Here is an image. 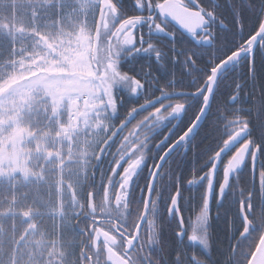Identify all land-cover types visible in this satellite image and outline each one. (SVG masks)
Returning a JSON list of instances; mask_svg holds the SVG:
<instances>
[{
  "label": "trees",
  "instance_id": "1",
  "mask_svg": "<svg viewBox=\"0 0 264 264\" xmlns=\"http://www.w3.org/2000/svg\"><path fill=\"white\" fill-rule=\"evenodd\" d=\"M44 1L0 0V82L6 80L13 72L21 56L22 43L19 34L12 29L13 23L33 27L39 22H44L49 25L50 32L56 33L60 18H63L67 11L77 10V5L82 0H48L45 2L48 7L44 5ZM128 1H124L125 4L118 10L134 11L132 5L128 6V3L132 4L134 0ZM197 2L203 7L204 12L214 13V19H217L218 24L223 26L226 0H197ZM262 2L263 0H241L238 5L237 0H234L237 5L234 7L235 10H238V6L239 9L241 7L240 18L246 27L245 39L252 36L258 28L259 16L263 12V9L260 12L258 6ZM37 6L39 9L35 10ZM96 16L97 9L93 6L89 17L84 18L81 14H73L69 24L63 20L62 24L67 26V30L73 31L80 24L87 22L88 30L92 31ZM183 37L184 40L180 43L178 41V89L192 91L198 89L207 79L206 69L209 67V62L211 61V65L214 66L231 52L227 50L223 36L212 47L199 49L184 35ZM233 38L239 39L237 31L233 30ZM237 46L232 42L234 48L231 50ZM191 48H195L198 57L195 66L201 69L199 72L192 71L190 67L184 65ZM253 60L252 66L249 60L245 59L219 78L208 117L198 130V134L192 137L187 146L184 145L189 148L188 152H183L182 156L180 151L178 154L174 153L164 170L160 184L164 197L160 203L169 202L168 198L173 194L176 183L184 193V188L192 182L190 188L194 191L183 196L182 202H190L197 212L202 209L204 196L207 194V183H209L210 164L205 166V161L214 154V151L223 146L220 132L210 123L215 118L217 110L224 113L228 119L238 117L240 126L243 125L245 119L249 120L253 131L251 136L256 137L255 144L264 143V136L261 135V130L264 129V108H261L264 104V58L256 54ZM95 71L92 75L98 76ZM190 81L194 83H189ZM239 83L243 85L236 89ZM236 95L239 96L237 103H229L228 101ZM199 108L200 105L197 104L189 109V112L180 120L178 130L171 141L186 130L197 115ZM247 109L251 111H245ZM41 120L43 121V116L32 121L34 126L30 125V129L37 135L49 129L46 142L47 153L44 151L40 153L32 147L26 171L12 172L5 177H0V264H81L85 259V254L82 252L85 235L82 230L88 229L87 225L83 226L85 221L83 215L90 212L88 194L93 191L95 203L97 200H103L104 187L109 181L110 172H106V162L100 161L105 157L103 148L110 140L105 129L101 131V134L95 135L94 147H91L89 143L86 144L87 151L90 153L85 161L66 162L58 177L56 166L52 165L56 159V115L54 114L49 120V126H45ZM63 122L65 123V120ZM236 130L237 125L229 124L228 137ZM78 137L79 135H75L73 139L76 140ZM78 147L80 144L75 146V151L79 149ZM206 148H211L213 151L205 153ZM66 151L67 148H64L62 154L65 152L66 155ZM44 154H48V158ZM262 161H264V155L259 156L258 169L261 168ZM101 165V169L97 172V167ZM205 173L208 179L200 183L199 178ZM259 177L256 175L252 188V177L249 171L237 175L227 189V195L224 197L221 208L219 207L214 212L215 226L212 229L214 237L210 242L213 245V264H247L264 231V220L261 219L258 211L261 194ZM58 178L62 180L61 185L58 184ZM146 181V178H142L140 185L145 186ZM69 183L72 184V188L67 186ZM249 193L252 194L253 210L251 214H248V218L252 228L245 236H242L240 232L243 225L239 218V208L241 201L245 208L248 207ZM217 196L216 192L214 197ZM230 224L237 229L238 235H234L231 242H228ZM182 245L185 247V244ZM190 251L191 249L178 247V252ZM85 252L88 254L87 249ZM186 258L184 254L180 256L181 264H187ZM92 260L93 264H96L95 257ZM86 264H88L87 261Z\"/></svg>",
  "mask_w": 264,
  "mask_h": 264
},
{
  "label": "flooded vegetation",
  "instance_id": "2",
  "mask_svg": "<svg viewBox=\"0 0 264 264\" xmlns=\"http://www.w3.org/2000/svg\"><path fill=\"white\" fill-rule=\"evenodd\" d=\"M96 1L98 2V6H96L98 16L100 0ZM124 1L129 2L128 0H109L110 7L106 9L104 13L98 47L94 52L92 42V51L90 54V72L93 73L96 70L95 72L98 73V76L94 75L96 78V81L93 82L95 89L91 90L90 94L92 97L96 98L95 111L99 114L98 116L103 122V127L95 132L96 134H101V131L105 129L110 137L109 144L107 143L103 148L105 149V157L100 159V161L106 162L105 169L106 172H110V177L104 187L103 200H97L95 203L93 191L89 192L92 193L94 208L91 210L88 204L90 212L89 214L83 215L85 217L83 218L85 219L83 226L85 227L87 225L88 229L82 230L85 235V240L82 238L83 242L85 241L82 251L83 254H85V259L81 264H86V261L88 264H93V257H95L96 264H110L106 256V246H109L128 264H181L180 256L183 254L187 256V264H193V258H195L198 264H213V245L210 242L214 237V234H212V229L215 226L214 212L221 206H218L217 201L220 198L219 184L223 181L224 170L227 166L226 163L227 161L229 163L230 157L232 158L236 151L245 144L249 138L253 140L254 150L256 137L245 136V138L233 147L223 157V160L219 162L220 167L215 174L216 187L209 205L210 226L207 232L208 247L206 250L199 239L195 241L189 239L192 235H200L198 216L201 210L197 212L196 208L190 205V202H182L183 196H187L188 192L193 193V188H190L192 182H189L187 187L184 188V193L182 189L181 193L183 194L178 203L180 209L179 217L183 223L180 222L178 216L170 215L168 212L176 188L173 194L168 198L169 202L160 203L161 199L164 197L160 187L161 179L164 175L165 168L169 161H171V157L165 162V165L160 168L156 175L144 221L140 228L137 229L143 215L149 183L156 169L157 161H159V155L163 154L164 149H166L169 144L177 140L178 137L171 141V138L175 136L178 130L177 125L184 115L189 112L191 107L197 106V104L202 106V97L172 96L152 107L143 108V106L149 104L160 95V92L156 91V89L163 87L168 80H174L177 83L175 87L165 88L166 92H193L199 90V88L192 91L178 89V61L174 64L172 60H178V41L180 43L184 40L183 35L191 41L197 49L212 47L214 44L218 43L221 36H223V42H225L227 50L231 52L226 56L227 58L235 52L245 51L248 48L246 45L247 41L259 28L256 29L252 36L245 39L244 30L246 27L241 22V7L239 9L238 6V10H235L234 7L237 5L234 3V0H226L223 26L218 24L217 19L211 18V14H213L211 11H209V13L204 12L206 15H203V17L207 25L200 28L197 37H192L168 20L165 31L174 35V39H172L164 33L156 31L149 32V25H151L153 29L160 24L165 26L163 24L164 18L157 10L155 13V21L149 20L148 23H141L142 20H148V17L151 15L148 11V5L144 4V10L140 11L137 4H142L144 1L135 0L132 4L128 3V6L132 5L135 9L134 11L118 10L125 4ZM166 1H174L175 5L178 7V0H151V5L154 9H157L159 5ZM211 2L215 4L214 1ZM237 2L239 5L241 0H237ZM181 5L191 11H200L199 8H195L193 0H181ZM258 7H260V12L263 9L262 14L259 16L260 22L258 27H260L264 19V0ZM95 26L91 31L92 38ZM233 30L239 33V39H232ZM208 36L211 37L210 40L205 39V37ZM141 37H143V44H141ZM129 40H134V43H129ZM92 41L94 40L92 39ZM197 41H199V43H197ZM232 42L238 45L233 50H231V48H234L232 47ZM149 43H151L155 49L165 54L163 56V63L166 64L164 69L158 66L155 59V52L152 54L144 51ZM173 47L175 48V52L172 51ZM254 49L252 57L246 54L239 61L232 64L225 72L231 70L235 65L241 63L245 59H248L250 66H252L256 54H259L263 59L264 35ZM137 51L138 54H134ZM216 65L217 64H215L214 67ZM133 78H135L137 82H142V89L139 88L138 84L134 85ZM208 78L209 76L207 79ZM81 81L85 82V79L82 77ZM203 84L201 86H203ZM239 85L241 87L243 84L239 83ZM134 86L138 88V93L132 91ZM177 102L189 104V107H187L182 117L177 119L169 118L166 122L167 126H161L158 132L151 136V138L142 137V133L148 132L145 122L149 118L153 121L156 119L153 110L163 109L159 113V115H161L169 111ZM164 105H170L171 107L164 108ZM141 108H143V110L137 111V109ZM171 115L172 113L168 116ZM171 128H176L175 133L168 139L159 153H155V146L164 139ZM235 132H237V130L228 138ZM141 140H143V142H140ZM188 142L180 145L173 154H178L180 151V155L182 156L183 152H188L187 149L189 148L184 146H187ZM103 149L101 151H103ZM140 149L144 150L145 158L137 164L136 157L139 155ZM246 159L248 162L247 165H242L239 171L234 172L233 176L230 178V184L236 179L237 175L249 171L252 177L253 188L256 175H258V177L260 176L261 168L258 169L259 157L255 165V175H253L250 153L247 154ZM101 167L102 165L97 167V172ZM210 168L211 165L208 169L209 176L211 173ZM257 171H259L258 174ZM142 178H146L147 180L145 186L140 185V180ZM177 185L178 183H176V187ZM216 192L218 196L214 197ZM243 209L244 212L247 211L244 205ZM240 211L241 204L239 208V218L241 220ZM251 213L252 211L248 212V214ZM248 214L246 216L250 222ZM241 223L243 229L240 233L242 236H245L247 232L243 235L244 223L242 220ZM251 225L250 222L248 230L252 228ZM234 228L235 227L230 224L228 232L230 242L234 235H238L237 229ZM101 233L109 235L113 243L108 245L107 242L102 239ZM178 233L179 235H177ZM180 233H182L181 236ZM182 244H185V247ZM178 247L181 249L188 248L191 249V251L178 252ZM86 249L88 254L85 252Z\"/></svg>",
  "mask_w": 264,
  "mask_h": 264
},
{
  "label": "rangeland",
  "instance_id": "3",
  "mask_svg": "<svg viewBox=\"0 0 264 264\" xmlns=\"http://www.w3.org/2000/svg\"><path fill=\"white\" fill-rule=\"evenodd\" d=\"M47 1H44L46 7ZM93 6H98L96 0L80 1L77 10L67 11L60 18L56 33L50 32L44 22L33 27L13 23L12 29L19 34L22 49L13 72L0 82V177L26 171L32 147L47 153L49 129L38 135L30 129V125L34 126L32 121L42 116L41 122L49 126V120L56 115V159L52 165L56 166L58 177L66 162L85 161L90 153L86 144L95 146V131L103 127V122L95 111L96 98L90 94L96 81L90 72L92 33L87 22L73 31L62 24V20L69 24L73 14L89 17ZM38 9L39 6L35 7ZM82 77L85 82L81 81ZM73 99L78 100L80 116L76 132H70L68 121ZM75 135H79L76 140ZM78 144L80 147L75 151ZM64 148H67L66 155L62 154ZM44 155L48 158V154ZM61 182L58 178L59 185ZM67 186L72 188L71 183Z\"/></svg>",
  "mask_w": 264,
  "mask_h": 264
},
{
  "label": "snow or ice",
  "instance_id": "4",
  "mask_svg": "<svg viewBox=\"0 0 264 264\" xmlns=\"http://www.w3.org/2000/svg\"><path fill=\"white\" fill-rule=\"evenodd\" d=\"M135 2V0H134ZM144 4L148 5V11L151 14L148 17V20H142L141 23H148V21H155L156 19V10L154 9L151 5V0H144V3L142 4H137V7L139 8L140 11L144 10ZM193 4L195 5V8H199L200 9V14L206 15L204 13L203 7H201L199 5V3L197 2V0H193ZM154 13V14H152ZM171 18L173 21H176L174 16H169V14L167 12H165L163 14V24L165 26H162V24L157 25L155 29H153L151 27V25H149V32H160V33H164L166 36L174 39V35L172 33H167L165 31V27L167 25V21L168 18ZM211 18L214 19V13L211 14ZM177 22V21H176ZM178 23V22H177ZM182 29H184L188 34H190L192 37H197L198 36V31L195 30H190L188 27L183 26L182 24L178 23ZM200 40V39H199ZM204 43H207L206 41H203ZM129 43H134V40H129ZM143 37H141V44H143ZM197 43H199V41H197ZM144 51L146 53H153L155 52V59L156 62L158 64V66L162 69H164L166 67V64L163 63L164 59L163 56L165 54L161 53L158 49H154V46L149 43L147 48L144 49ZM173 52H175V48L173 47L172 49ZM134 54H138V51ZM187 59L184 61V65L186 67H190L192 71H196L199 72L201 71V69H197L195 66V61L198 59L195 48H191L189 49L188 53H187ZM178 60L173 59L172 63H177ZM208 76L211 77L212 79V83H211V87L209 88L207 83L205 82L203 84V86L199 87L198 91H193V92H166L165 88L167 87H175L176 86V81L174 80H168L166 82V84L161 87L156 89V91L160 92V95L152 100L149 104H146L143 106V108H149L152 107L153 105L159 104L161 103L164 99L168 98V97H172V96H193L196 98H200L202 97V106H200L199 108V112L198 114L195 116V118L191 121V124L186 128V130H184L182 132V134H180L177 138V140H175L172 144H169L167 146L166 149H164L163 154L159 155V161H157V171L159 172L160 168H162L165 165V162H167L169 160V158L172 156L173 152L176 151L177 148L180 147V145L190 141V139L198 134V129L201 128V122L204 121L206 119V117H208L209 115V110L211 108L212 105V101L215 97V93H216V88L217 85L219 83V70L216 69L214 66L211 65V61L209 62V67L206 69ZM216 72L217 75L215 77H212V73ZM197 79H199V77H197ZM133 83L134 85H139V88L142 89L143 84L142 82H137L135 81V78H133ZM189 83H194V81H190ZM240 85L237 84V89H239ZM132 91L134 93H138V88L137 87H133ZM205 93H207L205 95ZM239 99V96H233L231 98L230 101H228L229 103L232 104H236L237 101ZM164 108H169L171 107L170 105H164ZM187 107H189L188 103H184L182 104V107H177L176 111L172 112L171 116H167L164 119H160V115L159 113L163 110V109H154V113L156 115V119L155 121L151 120V118H149L145 123L148 129V133H149V138H151V136H153L154 134H156L158 132V130L161 128V126H167L166 122L169 120V118L171 119H177L182 117L183 113L187 110ZM143 108L141 109H137V111L139 110H143ZM261 108H264V104L261 105ZM227 113V110H225ZM237 111H241V109H237ZM245 111H251V109H247ZM227 115H229V113H227ZM223 121V125L221 126V122ZM211 126L214 127L217 131L220 132V136H221V140L223 143V147L218 148L219 150L214 151V154L209 156L208 159L205 161V166H207L208 164L211 165V182L207 183V190L208 193H211L215 190V179H214V173L216 171L219 170L220 164L219 162L223 160V157L233 148L234 144L238 143L239 140L244 137V136H249L251 137L252 135V127L250 126V121L245 119L243 121V125L240 126V121L239 118H233V119H228L227 116L224 113L219 112V110H217V112L215 113V118L210 121ZM229 124H233V125H237V136L234 139L228 140V133H227V127ZM179 125H177L178 127ZM176 128H171L169 129L168 133L165 135L164 139H162L156 146H155V153H159L160 149L164 147V145L167 143L168 139L171 138V136L175 133ZM261 135L264 136V129L261 130ZM223 137H227V138H223ZM227 141L226 143H224V141ZM205 153L207 152H212L213 149L211 148H206ZM250 153L251 155V159H252V165H253V175H255V165H256V161L257 158L259 156L264 155V143L261 142H257L255 144V149L253 150V140L251 138H249L246 142V148L241 151L239 153V158L234 160V165L232 166L234 168L235 171H239L241 168V165H247V159H246V154ZM231 159V157H230ZM228 164V161L227 163ZM225 164V165H226ZM261 170H260V177H259V184H260V189H261V194H260V205L258 208L260 217L262 220H264V161L261 162ZM232 170H230L228 172V180L227 182L225 180H223L220 184H219V199L217 201L218 206L222 205L224 203V197L227 195V189L230 187V174H232ZM208 177L207 174L205 173L203 176H201L199 178L200 183H203L205 180L207 181ZM181 197V188L179 185H177L176 187V192L173 194V199L171 201V207L169 208L168 212L170 213V215L173 216H179L180 215V209L178 207V201ZM251 199H252V194L249 193L248 196V207H247V211L243 213V215H247L248 212H251L253 210V205L251 204ZM241 206L243 207V201H241ZM243 218V217H242ZM198 222H199V226H200V235H192L190 236V240L195 241L197 239H199V241L201 242V238L204 235H207V230L210 226V220H209V197L206 194L204 196V200H203V207L199 213L198 216ZM181 223H183V221L181 220ZM246 234V233H245ZM179 235V233L177 234ZM203 244V243H202ZM204 245V244H203ZM205 246V245H204ZM208 247V246H207ZM207 247H205V249L207 250ZM193 264H198V262L195 260V258H193Z\"/></svg>",
  "mask_w": 264,
  "mask_h": 264
},
{
  "label": "water",
  "instance_id": "5",
  "mask_svg": "<svg viewBox=\"0 0 264 264\" xmlns=\"http://www.w3.org/2000/svg\"><path fill=\"white\" fill-rule=\"evenodd\" d=\"M109 7H110L109 0H100L98 16H97L94 35H93V40H94L93 41V51L94 52L98 47V41L100 39V31H101L102 22L104 19V13H105V10L108 9ZM157 11L162 17H163V14L165 12H167L169 14V16H174L178 23L182 24L185 27H188L190 30H195V31L199 32L200 28H203L207 25V22L205 21V18L200 14V11H191V10L186 9L185 7H183L181 5V0H178V7L175 5L174 1L163 2L161 5H159L157 7ZM168 20L171 21L172 23H174L176 26H178V28L180 30L186 32L184 29L181 28V26L176 21H173L170 17L168 18ZM258 28H259L258 31L247 41L246 45L248 46V48L245 51L235 52L215 66V68L219 70V77L232 64L239 61L246 54H248L250 57H252L254 50H255L254 48H256L261 37H263V35H264V19L261 23V26ZM204 33H206V32H204ZM216 75H217V73L214 71L212 73V77H215ZM206 83H207L208 87L210 88L211 83H212L211 77H209L206 80ZM203 122L204 121L201 122V125L203 124ZM237 134L238 133L235 132L230 138H228V140L234 139L237 136ZM244 138H245V136L242 137L238 143H240ZM226 142L227 141H225V143ZM238 143L234 144L233 147H235ZM245 148H246V143L243 144L236 151V153L233 155V157L230 159L229 163L227 164V166L224 170V174H223V180H225L226 182L228 180V172L230 170H232V172H233L232 174H230V178L233 176V174L235 172L234 168L232 167L234 165V157L239 155V153L241 151H243ZM246 156H247V154H246ZM157 173H158V171H157V166H156L154 174H153V176L150 180V183H149L143 215H142L141 221H140L137 229L140 228L142 222L144 221V218H145V215H146L149 203H150L151 193H152V189L154 187V183H155ZM215 174H216V172L214 173V179H215ZM210 182H211V173L209 176V183ZM213 192L208 193V190H207V195L209 197V205H210L212 197H213ZM178 203H179V201H178ZM88 204H89L90 209L93 210L94 205H93L92 193H89V195H88ZM170 207H171V205H170ZM243 213H244V209L241 206L240 216H241V220L244 223L243 235H245V233L247 232V230L250 226V222L248 221L247 216L243 215ZM178 218L181 222V219L179 216H178ZM181 234L182 233H180V236H181ZM101 237L103 240H105L107 242L108 245L113 243V240L110 238L109 235H107L105 233H101ZM106 256H107V259L110 262V264H128L124 259L119 257L109 246H106ZM247 264H264V231L262 232V234H261V236H260V238H259V240H258L248 262H247Z\"/></svg>",
  "mask_w": 264,
  "mask_h": 264
},
{
  "label": "clouds",
  "instance_id": "6",
  "mask_svg": "<svg viewBox=\"0 0 264 264\" xmlns=\"http://www.w3.org/2000/svg\"><path fill=\"white\" fill-rule=\"evenodd\" d=\"M206 40H210L211 37L208 36V37H205ZM177 107H182V104L180 102H177L174 106H172L169 111L167 112H164L160 115V119H164L166 116L170 115V113L176 111ZM135 127V126H134ZM142 137L144 138H148L149 137V133L148 132H145V133H142ZM140 142H143V140H141ZM145 158V152L143 149H140L139 150V155L136 157V163H140L141 161H143V159ZM239 158V155H237L236 157H234V160L238 159ZM208 231V230H207ZM201 243H203L205 245V247L208 246V236L207 235H204L202 236L201 238Z\"/></svg>",
  "mask_w": 264,
  "mask_h": 264
},
{
  "label": "bare ground",
  "instance_id": "7",
  "mask_svg": "<svg viewBox=\"0 0 264 264\" xmlns=\"http://www.w3.org/2000/svg\"><path fill=\"white\" fill-rule=\"evenodd\" d=\"M69 128H70V132H76L78 127H79V123H80V116H79V110H78V100L77 99H73L71 101L70 104V110H69ZM228 242H230L228 240Z\"/></svg>",
  "mask_w": 264,
  "mask_h": 264
}]
</instances>
